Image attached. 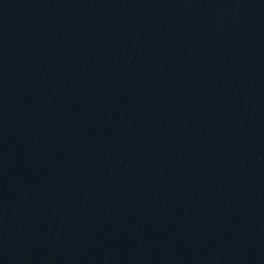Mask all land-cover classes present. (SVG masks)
I'll list each match as a JSON object with an SVG mask.
<instances>
[{
  "label": "water",
  "instance_id": "water-1",
  "mask_svg": "<svg viewBox=\"0 0 264 264\" xmlns=\"http://www.w3.org/2000/svg\"><path fill=\"white\" fill-rule=\"evenodd\" d=\"M0 264H264V0H0Z\"/></svg>",
  "mask_w": 264,
  "mask_h": 264
}]
</instances>
